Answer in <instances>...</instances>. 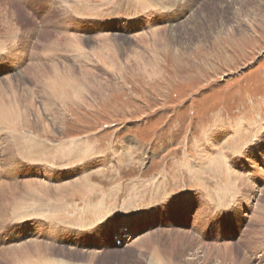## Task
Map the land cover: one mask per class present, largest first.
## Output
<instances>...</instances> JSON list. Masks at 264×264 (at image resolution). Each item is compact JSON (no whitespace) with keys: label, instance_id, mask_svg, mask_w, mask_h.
<instances>
[{"label":"rangeland","instance_id":"1","mask_svg":"<svg viewBox=\"0 0 264 264\" xmlns=\"http://www.w3.org/2000/svg\"><path fill=\"white\" fill-rule=\"evenodd\" d=\"M64 1L38 8L33 0H0V167L7 177L0 229L88 233L138 221L143 241L118 243L111 261L94 263L85 254L95 248L62 242L51 256L66 264H152L158 241L164 264H264V0ZM238 125L258 134L245 136ZM213 132L221 135L216 146L203 141ZM235 211L243 220L228 223ZM187 215L231 238L194 239L174 250L167 236L188 232L177 222ZM104 238L113 243L112 234ZM18 240L1 245L0 256L16 247L18 264L42 238ZM226 245L233 259L219 254ZM190 252L201 256L189 259Z\"/></svg>","mask_w":264,"mask_h":264},{"label":"bare ground","instance_id":"2","mask_svg":"<svg viewBox=\"0 0 264 264\" xmlns=\"http://www.w3.org/2000/svg\"><path fill=\"white\" fill-rule=\"evenodd\" d=\"M66 1V0H65ZM65 1H64V3H65ZM7 2V1H6ZM13 2H14V0H13ZM16 2V1H15ZM61 2V1H60ZM62 2H63V0H62ZM17 3H18V1H17ZM16 3V4H17ZM1 4V3H0ZM15 4V3H14ZM2 5V4H1ZM4 5V4H3ZM20 5V4H19ZM19 5H17L16 7H18ZM66 6H67V4H66ZM93 6V5H92ZM11 7V6H10ZM68 8V7H67ZM17 9V8H16ZM19 9H20V7H19ZM3 10V9H2ZM68 10V9H67ZM189 9H187V11H188ZM21 11V10H20ZM18 12V11H17ZM24 12V11H23ZM9 13V12H8ZM14 13V12H13ZM189 13V12H188ZM16 15V14H15ZM14 16V15H13ZM196 16H197V14L196 15H194V17L196 18ZM10 17V16H9ZM12 17V16H11ZM25 17V16H24ZM28 17V16H27ZM193 17V18H194ZM26 18V17H25ZM192 18V19H193ZM194 18V19H195ZM2 19V18H1ZM30 21V20H29ZM187 21H189V19L187 20ZM187 21H184V23H186ZM192 21V20H191ZM183 23V24H184ZM187 24V23H186ZM188 25V24H187ZM8 26L9 27H11V28H13V30H14V26H13V24L10 22L9 24H8ZM186 26V25H185ZM2 27V26H1ZM167 28V27H166ZM173 28V27H172ZM175 28H177V27H175ZM3 29V28H2ZM174 29V28H173ZM160 30H162L161 28H160ZM165 30V29H164ZM164 30H162V31H164ZM170 30V29H169ZM162 31H160L159 32V34H161V32ZM4 32V31H3ZM174 32V31H173ZM13 33H15V32H13ZM155 33V34H154ZM44 35V34H43ZM144 35V34H143ZM26 36V35H25ZM156 36H158V30L155 32H153L152 33V37L150 38V37H148L149 39H151L150 40V42H151V45H152V43H153V41H154V39H155V37ZM138 38V37H137ZM144 38H146V37H144ZM143 38V39H144ZM140 39H142V38H140ZM139 39V40H140ZM148 39V40H149ZM145 41H147L146 39H145ZM144 41V42H145ZM76 42H78V43H81L82 41H80V40H76ZM138 42V41H137ZM143 42V41H142ZM142 42H140V43H142ZM143 42V43H144ZM148 42V41H147ZM149 43V42H148ZM155 43V42H154ZM140 45V44H139ZM145 45V44H144ZM143 45V46H144ZM146 45H147V43H146ZM150 44H149V46H151ZM132 46V45H131ZM141 46V45H140ZM142 46V47H143ZM132 50V49H131ZM120 51V50H119ZM102 53V52H101ZM106 54H109V53H106ZM50 55V54H49ZM96 57V56H95ZM140 57H142L143 58V56H140ZM139 57V58H140ZM53 58V57H52ZM52 58H51V61H52ZM102 59V58H101ZM131 59V58H130ZM146 59V58H145ZM50 60V59H49ZM134 60H135V57H134ZM143 60V59H142ZM99 61V60H98ZM108 61V60H107ZM126 61V60H125ZM136 61H139L138 59L136 60ZM131 61H129V63H130ZM143 62V61H142ZM32 63V62H31ZM51 63V62H50ZM52 63H54V60H53V62ZM100 63H102V62H100ZM128 63V62H127ZM98 64V63H97ZM142 64V63H141ZM145 64H146V62H145ZM30 65H32V64H30ZM43 65V64H42ZM41 65V66H42ZM53 65V64H52ZM55 65V64H54ZM100 65H102V64H100ZM152 65V64H151ZM38 66V65H37ZM47 66V65H46ZM49 66V65H48ZM123 66V65H122ZM125 66H127V65H125ZM149 66V65H148ZM29 67V66H28ZM33 68H34V64H33V66H32ZM57 67V66H56ZM63 67V66H62ZM140 67V66H139ZM144 67V66H143ZM150 67V66H149ZM27 68V67H26ZM33 68L31 69V70H33ZM41 68V67H40ZM44 68H46V67H44ZM52 68V67H51ZM58 68V67H57ZM109 68H112V67H109ZM124 68V67H123ZM155 68H157V67H154V69ZM29 69H30V67H29ZM42 69H43V67H42ZM47 69V68H46ZM48 69H50V68H48ZM59 69V68H58ZM65 69V68H64ZM70 69V68H69ZM125 69V68H124ZM152 69V68H151ZM28 70V69H27ZM44 70V69H43ZM66 70V69H65ZM106 70V69H105ZM111 70V69H110ZM120 70H122V69H120ZM126 70V69H125ZM47 71V70H46ZM109 71V70H108ZM118 71V70H117ZM127 71V70H126ZM125 71V72H126ZM148 71V70H147ZM23 72H29V71H23ZM38 72V71H37ZM36 72V73H37ZM44 72V71H43ZM62 72V71H61ZM80 72V71H79ZM93 72V71H92ZM114 72H115V69H114ZM149 72V71H148ZM147 72V73H148ZM153 72V71H152ZM31 73V72H30ZM52 73V72H51ZM84 73V72H83ZM116 73V72H115ZM115 73H114V75H115ZM38 74V73H37ZM43 74V73H42ZM121 74V73H120ZM17 75V74H16ZM15 75V76H16ZM25 75V74H24ZM46 75V74H45ZM44 75V76H45ZM31 76V75H30ZM49 76V75H48ZM117 76V75H116ZM120 76V75H119ZM34 77H35V74H34ZM37 77V76H36ZM113 77V76H112ZM10 78V77H9ZM41 78V77H40ZM43 78V77H42ZM41 78V79H42ZM114 78V77H113ZM14 79V78H13ZM22 79V78H21ZM26 79V78H25ZM37 79V78H36ZM39 79V78H38ZM40 79V80H41ZM20 80V79H19ZM39 80V81H40ZM119 80V79H118ZM117 80V81H118ZM21 81V80H20ZM33 81V80H32ZM43 81V80H42ZM106 81V80H105ZM4 82V81H3ZM23 82V81H22ZM102 82V81H101ZM6 83V82H5ZM44 83V82H43ZM48 83H50V82H48ZM103 83V82H102ZM7 84V83H6ZM12 85H13V83H11ZM10 84V85H11ZM14 84H15V82H14ZM47 83H45V85H46ZM104 84V83H103ZM106 84V83H105ZM107 84H108V82H107ZM5 85V84H4ZM21 85V84H20ZM19 84H18V86H20ZM28 85V84H27ZM39 85V84H38ZM114 85V84H113ZM6 86V85H5ZM9 86V85H8ZM17 86V87H18ZM24 86V85H23ZM26 86V85H25ZM109 86V85H108ZM21 87H22V85H21ZM100 87V86H99ZM103 87V86H102ZM106 87V86H105ZM4 88V87H3ZM18 88H20V87H18ZM17 88V89H18ZM26 88H28V87H26ZM32 88V87H31ZM35 88V87H34ZM38 88V87H37ZM94 88V87H93ZM13 89V88H12ZM11 89V90H12ZM16 89V88H15ZM102 89V88H101ZM101 89H99V90H101ZM9 90V89H8ZM7 90V91H8ZM20 90V89H19ZM45 90V89H44ZM96 90V89H95ZM98 90V89H97ZM18 92H20V91H18ZM17 92V93H18ZM85 92V91H84ZM91 92V91H90ZM90 92H89V94H90ZM13 93H15V92H13ZM23 93V92H22ZM33 93V92H32ZM46 93H48V92H46ZM87 93V92H86ZM3 94L5 95L6 93H4L3 92ZM9 94V93H8ZM24 94V93H23ZM45 94V93H44ZM82 94V93H81ZM10 95H12L11 93H10ZM24 95H26V94H24ZM34 95H36V94H34ZM80 95V94H79ZM91 95V94H90ZM101 95H102V93H101ZM2 96V95H1ZM28 96H29V94H28ZM33 96V95H32ZM32 96H31V98H32ZM42 96V95H41ZM82 96H83V94H82ZM84 96L86 97V94H84ZM92 96H93V94H92ZM95 96V95H94ZM17 97V96H16ZM15 97V98H16ZM21 98H23L22 96H20ZM89 97V96H88ZM105 97V96H104ZM12 98H14V97H12ZM11 98V99H12ZM27 98V100H28V97H26ZM25 98V99H26ZM81 99H82V101H83V98L81 97ZM89 99V98H88ZM1 100H4V98L3 99H1ZM5 100H6V98H5ZM15 100V99H14ZM49 100V99H48ZM52 100V99H51ZM7 101H8V99H7ZM22 101V100H21ZM35 101V100H34ZM54 101V100H53ZM77 101V100H76ZM81 101V102H82ZM85 101H87V100H85ZM1 102V101H0ZM12 102V101H11ZM19 102H20V100H19ZM18 102V103H19ZM28 102V101H27ZM29 102H30V100H29ZM42 102H44V101H42ZM55 102V101H54ZM80 102V103H81ZM2 103V102H1ZM1 103H0V105H1ZM5 103V102H4ZM3 103V104H4ZM47 102H45V104H46ZM49 103V102H48ZM3 104H2V106H3ZM17 104V103H16ZM31 104V103H30ZM55 104V103H54ZM262 104H264V101L262 102ZM21 105V104H20ZM47 105V104H46ZM51 105V104H50ZM65 105V104H64ZM22 106V105H21ZM55 106V105H54ZM60 106H61V104H60ZM80 106V105H79ZM7 107H8V105H7ZM6 107V108H7ZM9 107H11V106H9ZM29 107V106H28ZM58 107H59V105H58ZM67 107V106H66ZM258 107H260V105L258 106ZM3 108H4V106H3ZM18 108V107H17ZM25 108H26V106H25ZM24 108V110L26 111V109ZM9 109L10 108H7V110L9 111ZM57 109H59V108H56V110ZM55 110V111H56ZM60 110V109H59ZM59 110H57V111H59ZM63 110V109H62ZM65 110V109H64ZM61 111V110H60ZM64 112V111H63ZM61 113V112H60ZM66 113V112H65ZM2 114V113H1ZM23 114V113H22ZM1 117H2V115H0ZM4 118V117H3ZM1 119V118H0ZM23 121V120H22ZM25 121H27V120H25ZM28 121H30V120H28ZM51 121V120H50ZM35 122V121H34ZM49 122V121H48ZM48 122H47V124H48ZM55 122V121H54ZM22 123V122H21ZM29 123V122H28ZM55 123H57V122H55ZM54 123V124H55ZM44 124V123H43ZM51 124H52V122H51ZM60 124V123H59ZM241 124H243V123H241ZM49 125V124H48ZM53 125V124H52ZM58 125V124H57ZM62 125V124H61ZM59 126V125H58ZM64 126V125H63ZM239 126V130H240V132L239 133H241V134H243V135H245V136H248V135H250V134H253V132H254V130L256 131V134L255 135H257L258 133V131H259V128L257 127L256 129H253V128H248V127H246V129H243L242 127H244V125H238ZM246 126V125H245ZM48 127V126H47ZM50 127V126H49ZM52 127V126H51ZM50 127V128H51ZM27 128V127H26ZM52 128H55L56 129V125L54 126V127H52ZM61 127H59V129H60ZM21 129H22V127H21ZM62 129V128H61ZM60 129V130H61ZM53 130V129H52ZM43 131H45V130H43ZM56 131V130H55ZM226 132H228V133H231V136H232V134H233V137L235 136V135H237V133L235 132V130H229V131H226ZM56 133V132H55ZM60 133L61 134H63L61 131H60ZM60 133H59V135H60ZM225 133V132H224ZM57 134H58V132H57ZM235 134V135H234ZM219 133H215V132H213V134H211L210 135V137L209 138H205V139H203V141H205V143H207V142H209V141H212L213 143H214V145L216 146V144H217V142L215 141L218 137H219ZM239 135V134H238ZM221 136V135H220ZM247 139V138H246ZM225 141H228V139L227 140H225ZM202 143V142H201ZM258 144H259V141H257V144H255V145H253L254 147H253V149H256L255 147L256 146H258ZM203 145H205L204 143L203 144H201V147L203 146ZM225 145V146H224ZM221 146H224L225 147V149L228 147V145H227V142H223L222 143V145ZM202 151H204L205 152V158L206 157H210V158H212V155H213V153H212V151L211 152H207V151H205V150H202ZM258 155H263V153H258ZM264 159V158H263ZM190 166H191V162H189L188 164H187V167L190 169ZM89 167H91V166H89ZM75 168V167H74ZM76 168H77V166H76ZM259 170V169H258ZM97 170L95 169V172H96ZM192 171V170H191ZM94 172V171H93ZM192 173L194 174V171H192ZM250 174V173H249ZM25 176H27V175H25ZM36 177V176H35ZM5 178H7L6 176H5V174H4V172H3V169H2V167H0V181L1 182H4V180H5ZM174 179H177V182H178V176H175V178ZM233 180H234V182L235 181H241V177L240 176H238V175H236V177L235 178H233ZM77 182V181H76ZM80 182V181H79ZM250 182V181H249ZM26 183L28 184V181H26ZM73 183V182H72ZM75 183V182H74ZM37 184V183H36ZM39 184H46V183H41V182H39ZM29 185V184H28ZM11 186V185H10ZM66 186H68V185H66ZM65 186V187H66ZM12 187H16V185L15 186H12ZM18 187V186H17ZM21 187V186H20ZM49 187H51V186H49ZM64 187V186H63ZM71 187V186H70ZM261 187V186H260ZM19 188V187H18ZM17 188V189H18ZM75 188V187H74ZM238 188H240V186L238 187ZM247 188V187H246ZM250 188V187H249ZM9 189H10V187H9ZM9 189H7V190H9ZM13 189V188H12ZM12 189L10 190V192L12 191ZM16 189V188H15ZM21 189V188H20ZM59 189H60V187H59ZM64 189V188H63ZM248 189V188H247ZM6 190V191H7ZM19 190V189H18ZM66 190V189H65ZM68 190V189H67ZM246 190V189H245ZM263 190V189H262ZM61 191V190H60ZM70 191V190H69ZM232 191V190H231ZM244 191V190H243ZM250 191V190H249ZM264 191V190H263ZM9 192V191H8ZM72 192V191H71ZM240 192V191H239ZM16 193V192H15ZM14 193V194H15ZM51 193H53V190H52V192ZM58 193V192H57ZM60 193V192H59ZM67 193V192H66ZM263 193V192H262ZM8 194V193H7ZM56 195V194H55ZM58 195H60V194H58ZM57 195V196H58ZM65 195H67V194H65ZM61 196H62V194H61ZM246 196H248V195H246ZM261 196V195H260ZM263 196V195H262ZM7 197V196H6ZM8 198V197H7ZM253 198V197H252ZM64 199V198H63ZM257 199V198H256ZM262 200V199H261ZM193 201V200H192ZM193 204H194V202L192 203V204H190V207H188L187 208V211H188V213H189V211H192V209H193ZM258 204H260L259 203V201H258ZM263 206V205H262ZM258 208H256V210H257ZM37 210V209H36ZM254 210V209H253ZM261 210V209H260ZM41 211V210H40ZM264 211V210H263ZM262 211V213H264ZM41 212H43V211H41ZM254 213H255V210H254ZM254 213H252V214H254ZM261 213V214H262ZM42 214V213H41ZM38 215V214H37ZM245 215V214H244ZM263 215V214H262ZM261 215V216H262ZM35 216V215H34ZM255 216V215H254ZM37 217H39V216H37ZM263 217V216H262ZM239 218H240V220H243V218L242 217H240V216H238V214H237V211H235V213H234V218H230L229 219V221H228V223H232V222H235V224H238V221H240L239 220ZM192 219V215H187V216H184L183 218H181L180 219V222L179 221H177L178 222V225L180 226V230L183 228V230L184 229H187L188 230V232L187 233H185V232H176V231H174V232H176V234H168V236H167V240H169V242H170V244L171 245H173V247H174V250H176V251H178V249L177 248H180L181 249V251H182V248H184L187 244H190L191 242H192V240H198V242L199 241H204V240H207L208 238L210 239V238H213V239H216V240H221V242H227L228 241V239H230L231 238V236L230 235H225L226 236V238H222V237H220V235H218L217 233H215V231L213 232V229H215V225H211L212 227L210 228V230H209V232H206L204 229H202V225L200 224L201 223V220H199L198 219V217H195V215H194V217H193V219ZM257 219V218H256ZM255 219V220H256ZM263 219V218H262ZM37 220V219H36ZM254 220V221H255ZM257 220H259V219H257ZM140 221H143V220H140ZM264 221V220H263ZM41 222V221H40ZM217 222H219V221H217ZM212 224H215V222H212ZM222 223H220V225H221ZM257 225H259L258 223H257ZM262 225V224H261ZM222 226V225H221ZM123 227H124V229L123 228H121V226H119V227H117V226H112V227H109V229H107L105 226H103V225H101V227H99V226H96V227H92L91 229H89V231H88V233H82V232H77V233H75V232H73V231H71V233H67V232H65V234L64 233H58V232H56L55 230H49V229H43V228H38V229H29V230H27V231H25L26 233L25 234H20V233H17L18 232V230L16 229V228H10L9 230H11V231H9V233L6 231V232H4V229L5 228H1L0 229V246L1 245H3L2 247L3 248H5L6 246H8V244H10V243H13V242H16V241H19L18 239H20V240H22L25 236H29V238H30V236H32V238H42V241H36L35 243H33V248H34V255H35V258H34V255H29V251H27V250H25V253H24V255L23 256H21V255H18L17 256V258L19 257V260H18V264H37V261H44V260H48V261H44L43 263H41V264H66L65 262H64V259L62 258V257H58V258H56V257H53V256H51V255H53L54 253H52V251H53V249H58V247H55L56 245H54L56 242H62L63 244H69V245H71V246H77V247H79V246H81V247H89V248H95L94 250H91L89 253H86L85 255L87 256V259H90V261H93L94 263H96V262H101L100 261V258L101 257H104V258H108L109 259V261H111L110 260V257H112V256H115V253H112V252H110L109 253V251H111L112 249L114 250V248L115 249H117L116 247L118 246V243H120L121 244V246H123V244H127L128 246H127V248H132V246H134L133 244H130V246H129V243L133 240H135V239H133L134 238V236H137V232L138 231H140V225L138 224V221H136V222H132L131 224H128V223H126L125 225H123ZM263 227V226H262ZM114 228V229H113ZM257 228V227H256ZM112 229H113V231H112ZM254 229H255V227H254ZM253 228L252 229H250V230H248V231H251V230H254ZM262 229V228H261ZM260 229V230H261ZM109 230H110V232H109ZM218 230V229H217ZM259 229H258V231H260ZM263 230V229H262ZM252 232H256L255 234H256V236H257V231H252ZM261 232V231H260ZM108 233L109 234H112V241H113V243H111V245L109 244V243H105L104 242V240H105V238H104V236L105 235H108ZM231 234V233H230ZM254 234V233H253ZM253 234H251V235H253ZM37 235H38V237H37ZM258 235H259V233H258ZM260 236H261V234H260ZM126 237H128V238H126ZM138 238L135 240L136 241V243L139 241V240H142V239H144L145 238V235L144 236H137ZM252 237V236H251ZM262 237H264L263 235H262ZM47 238V239H46ZM136 238V237H135ZM245 238V237H244ZM249 238V237H248ZM253 238V237H252ZM252 238H250L251 240H253L254 241V239H252ZM256 238H259V237H256ZM44 239V240H43ZM147 240V239H146ZM247 240V239H246ZM255 240H257V239H255ZM143 241V240H142ZM29 242V241H28ZM41 242H46L47 244H45V243H41ZM49 242V243H48ZM147 242V241H146ZM140 243H142V242H140ZM215 243H220V242H215ZM229 243H231V242H229ZM249 243V242H248ZM138 244V243H137ZM148 244H150V242L148 243ZM156 245H154V246H152L153 248H152V253H150V255H151V258H152V261H153V263L152 264H164L163 263V257H161L162 256V252H163V247H162V243H160V242H156L155 243ZM136 245V244H135ZM245 245V244H244ZM21 246H24V245H22L21 244ZM138 246V245H137ZM176 246V247H175ZM200 246H202V248L204 247V249H205V247H207V246H203V245H200ZM210 246V245H209ZM227 246V245H226ZM236 246V245H235ZM243 246V245H242ZM191 247V246H190ZM233 246L232 245H228L227 247H225V248H223L224 249V251H219V254L223 257V258H230V259H233V253H234V250L233 249H231ZM16 247H14V248H8V250L7 251H5L4 252V257H1L0 256V260H4V259H7L8 260V263H11L12 264V262H13V257L16 255V251H17V249H15ZM23 248H25V246L24 247H22L21 249H20V251L23 249ZM134 248V247H133ZM195 248V247H194ZM193 248V249H194ZM202 248H199L200 250L202 249ZM208 248V247H207ZM206 248V249H207ZM211 248V247H210ZM238 248V247H237ZM96 249H100V251H97ZM199 249H197V251H195V252H198L199 251ZM209 249V248H208ZM140 252H144L145 250H147V247H143L142 249L140 248ZM171 250V249H170ZM188 250V249H187ZM215 250V249H214ZM216 250H217V248H216ZM231 250H233V253H232V251ZM149 251V250H148ZM158 251H160V252H158ZM202 251V250H201ZM236 251V250H235ZM150 252V251H149ZM174 251H172V253H173ZM180 252V251H179ZM195 252H193V253H189L190 255V258L189 259H193V260H196V257H198V256H201V255H198L197 253H195ZM206 252V251H205ZM101 253H104V254H101ZM175 253V252H174ZM178 253V252H177ZM187 253V252H186ZM196 254L198 255V256H196ZM207 254H209V252L207 253ZM140 255H141V253H140ZM184 255V254H183ZM203 255V254H202ZM206 255V254H205ZM179 256V255H178ZM207 256V255H206ZM220 256V257H221ZM21 257V258H20ZM185 257V256H184ZM220 257L218 256L217 258H219L220 259ZM221 257V258H222ZM244 258V257H243ZM170 259H171V257H170ZM208 259L210 260V258H209V255H208ZM214 259H215V257H214ZM15 260V259H14ZM173 260V259H172ZM183 260V259H182ZM217 260V259H216ZM215 260V261H216ZM221 260V259H220ZM229 260V259H228ZM227 260V261H228ZM60 261V262H59ZM205 261H206V258H205ZM219 261V260H218ZM226 261V262H227ZM231 261V260H230ZM7 262V261H6ZM23 262V263H22ZM189 262V261H188ZM201 262H202V260H201ZM200 262V263H201ZM207 262H209V261H207ZM223 262H224V260H223ZM3 263V262H2ZM170 263V262H169ZM175 263V262H174ZM214 263H216V262H214ZM220 263V262H219ZM218 263V264H219ZM250 263V262H249ZM13 264H16V262L14 261L13 262ZM181 264V263H180ZM184 264V263H183ZM193 264V263H192ZM195 264V263H194ZM199 264V263H198ZM202 264H207V263H205V262H202ZM209 264V263H208ZM224 264H225V262H224ZM226 264H228V263H226ZM229 264H230V262H229ZM232 264V263H231Z\"/></svg>","mask_w":264,"mask_h":264},{"label":"snow or ice","instance_id":"3","mask_svg":"<svg viewBox=\"0 0 264 264\" xmlns=\"http://www.w3.org/2000/svg\"><path fill=\"white\" fill-rule=\"evenodd\" d=\"M33 3L38 8L46 6L45 0H33Z\"/></svg>","mask_w":264,"mask_h":264}]
</instances>
